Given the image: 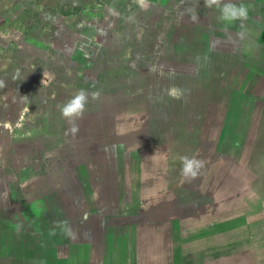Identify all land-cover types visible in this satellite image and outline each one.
<instances>
[{"label":"rangeland","instance_id":"374dc122","mask_svg":"<svg viewBox=\"0 0 264 264\" xmlns=\"http://www.w3.org/2000/svg\"><path fill=\"white\" fill-rule=\"evenodd\" d=\"M233 2L249 8L242 27L246 38L240 51L230 41L235 38L236 23H241L237 21L234 27L229 25L225 31L218 20L219 10L206 8L203 0L180 2L183 9H194L198 16L196 21L186 18L187 26L182 28L186 31L184 36H175L171 32L170 11L165 12L164 22L153 21L134 13L128 0H0V186H5L2 177L10 176L18 181V190L22 192L28 183L43 185L36 188L37 194H49L45 191L47 184L62 185L75 180L72 186L76 187L77 173L73 179L63 173L46 181L45 170L35 175L30 168L20 167L33 166L49 151L56 152L48 155L49 159L73 154L80 162L82 156L90 158L95 153L92 146L87 152L89 145L95 142L108 144L106 138L113 137V132L105 135L103 132L137 133L140 139L136 144L102 146L110 158L114 155L121 161V164L108 165L106 176L113 178L119 188V183L128 179V169L137 170L138 154L145 156V169L149 167L150 155L162 154L161 163L167 157L170 161L165 159L167 164L177 165L178 170L180 156L202 159L205 162L202 170L210 171L206 181L203 178L206 188L200 179L202 170L193 181L180 179V183L168 185L170 192H176L188 203L206 207L207 212L218 206L209 214L204 213V219L209 223L216 214L219 215V223L214 226L219 228V234H209V241L202 249L211 258L201 259L199 264H264V111L255 124L251 112H244V101L239 96L236 98V93L244 92L247 87L252 96L264 92V0ZM113 6L116 10L110 8ZM205 12H208L206 17L201 16ZM142 17L148 24L140 23ZM198 22L206 24L199 25ZM121 25L125 30L118 27ZM162 33L167 36L165 45L177 49L158 48L164 38ZM169 35L174 39L182 36V40L190 44V51L196 45L199 48L185 55L178 44L170 41ZM28 53L32 59L25 65L17 68L10 65V56L16 54L21 58L26 54L29 57ZM236 63L240 65L239 69ZM254 75L257 79L252 81ZM158 76L173 79L167 89H162L164 97L159 98V114H153L150 100L160 93L156 90L160 83ZM155 79L158 81L154 83ZM235 85L238 91L229 93V87ZM81 88L94 98L90 96L83 119L77 121L78 132H72L58 105H63ZM5 93L14 96L6 99ZM56 94L57 107L53 104L52 108L46 104L41 107L44 100H50ZM24 95L29 99L23 106ZM14 99L16 105L9 104ZM245 102L250 101L246 99ZM237 121L242 123L240 129H236ZM147 124L152 131H148ZM145 132L150 138L142 139ZM80 140L85 146L84 151ZM102 159L99 157L97 162L101 164ZM218 162L224 167L223 177L213 175ZM84 167L88 170H80V175L90 172L88 166ZM219 181H223L224 187L218 188ZM153 184L152 180L145 179L139 186L138 179L134 181L133 178L127 186L120 187H129L133 191ZM9 185L14 189L11 181ZM208 188L212 190V197L217 196L218 202L214 204L215 198L209 205L207 202L203 205L201 200L206 194L198 191ZM37 206L33 202L28 208L36 210ZM82 206L83 202L76 210L73 207L72 215ZM0 216H3L1 212ZM194 224V229L199 228L197 221ZM160 230L166 234L163 226ZM3 232L1 238L7 234ZM75 233L83 235L85 232ZM129 238L122 240L124 248L134 250L131 259L138 264L137 255L142 246L136 238ZM151 239L149 236L148 242ZM148 242L145 240L146 245ZM26 251L27 261L33 258L32 253L35 257L47 253L43 247L37 254ZM118 252L110 248L106 256L112 257ZM15 256L19 259L17 254ZM75 260L72 259L71 264ZM101 260L102 256L98 254L91 259V264H100ZM171 260L180 263L181 256L174 253ZM0 264H7L6 259L0 258ZM126 264H129V258ZM184 264L197 263L190 257L184 259Z\"/></svg>","mask_w":264,"mask_h":264},{"label":"crops","instance_id":"0c3cea01","mask_svg":"<svg viewBox=\"0 0 264 264\" xmlns=\"http://www.w3.org/2000/svg\"><path fill=\"white\" fill-rule=\"evenodd\" d=\"M99 1L100 0H96V2ZM184 1L185 0H128L134 13L138 15L143 14L153 21L164 22L167 18L165 12L170 11L171 13L169 14V17L172 24L174 25L173 22H175L176 26L180 27L184 25L187 26L186 18L190 19L192 16V14L189 15V9H183V5H180V2ZM114 7L115 6L110 8L116 10ZM181 13L184 14L182 15ZM250 16L252 15L250 14ZM142 18L143 20H141L140 23H147L145 18ZM198 24L205 25L206 23L198 22ZM178 32L179 34L186 33L184 29H180ZM162 35L164 34L162 33ZM166 39L167 36L161 41L163 42L162 45H164ZM29 55L30 56L27 57L28 55L26 56V54H24V57L20 58L18 55L14 54L10 56L9 63L16 68L22 67L25 65L27 60L32 59L31 53ZM7 84L11 85L9 82ZM30 89L31 86L27 88L28 95ZM5 95L6 99L14 96L10 93H5ZM24 97L25 100L23 106L29 99L26 95H24ZM9 104L16 105V100L14 99V101ZM73 146L75 147V145ZM138 156L140 157V163L139 165L137 164V170L128 169V172L126 173L128 179L127 181L120 182L119 188L116 186L117 184L113 178L106 176L105 166L103 164H99V162L93 165L90 163V172L86 175H80V171H75L81 181L78 178L77 186L72 188L74 210H76L80 203L83 202L82 209L78 213L74 214V220H76L78 225H75V227H78L77 230L75 229V232L85 233L83 235L77 234L78 238L75 240L69 239L65 248H62L60 251L47 247V249H45L47 253H44L43 257L45 256V258L43 260L41 253H39L37 256L40 258L33 257V259L31 258L28 261L27 259H24L20 263L23 264L26 262H32L33 264H71L72 259H77L73 262V264H91L93 261H91V259L100 254L102 256L100 264H126V260L128 258L129 264H134L131 259V255L134 250H130L129 247L124 248L125 244H123L124 241H122L127 236L131 237L129 239L136 238L139 241V246H142L141 252L139 251L137 255V260L140 261L138 264H184V259L190 257L194 259V263L199 264L201 259H207L208 255L205 253V249H202V246L204 243L206 244L209 241L210 233H213V235L216 236L219 234H217L219 228H214L215 224L219 223V215L216 214V216L212 219V222L209 223L208 220H205L202 217L201 220L196 218L198 214L195 212L196 210H201L202 216L204 217V213L209 214L210 211H214L218 208V206L216 205V207L207 212L206 207L204 209V207H199V204H191L185 200H180L179 195L176 192L173 194L169 191L168 185L170 182L177 184L176 182L180 183V179L183 180L180 175L181 167L179 170L177 165L172 164L174 166L171 167L169 165L170 163L167 164V162H170L167 160V157L163 158L164 163L162 164V154H158L157 156L150 155V159L148 161L150 168L148 167V169H145V156H143V154H138ZM102 157L109 161V165L113 163L121 164V161L117 158L115 159L114 155L111 159L108 158V155ZM130 157L131 156L128 158L130 159ZM99 165H102V169L96 170V166ZM140 167L142 169H138ZM141 170L144 171V175L141 174ZM124 171L125 170H122L123 173H125ZM202 171L200 179L202 181V186L206 188L204 181H206V177L208 178L210 171ZM224 171V167L222 165L220 166L218 162L213 175H221V177H223ZM205 173L207 176H205ZM213 175H211V177ZM133 178L134 181L138 179L139 186L145 179L152 180L154 184L142 189L136 188L133 191H131L132 188L129 187L125 189L120 187L122 185L124 187L127 186L126 183L129 184ZM173 179H175V181ZM213 180H215V177ZM217 186L218 188L224 187L223 181H219ZM205 190L200 189L198 191V193L201 191V193L207 195H204L201 200L203 205H205L206 202V204L209 205V203L212 202V199L216 198L217 200V196L212 197V190L209 188L208 190ZM209 195L211 196L209 197ZM215 202L216 201H214V204ZM179 208H184V212L190 214L185 219V225L192 228L191 230L190 228L185 229L182 234L178 231L176 227L177 224L176 226L172 224V218L169 220L163 218V215H165L164 212L168 215H173L174 211H177ZM180 209L178 211H180ZM135 214L138 216L135 221L130 222L129 220L121 218H127L132 215L135 216ZM95 217L100 220L101 224L103 223V225H106L100 237L99 234H97L100 230L94 231L92 229L89 230L88 228L90 224L93 225V221L96 219ZM102 220H104V222ZM194 221L198 222L199 228H193V225L197 224H194ZM162 226L164 227L166 234H162L164 233L160 230ZM161 234L163 236H161ZM149 236L152 239L148 242L147 238ZM187 239L188 241H186ZM145 240L148 242L147 245L145 244ZM91 241H93V244L90 243ZM110 248L119 250V254L112 257L106 256V252ZM201 251L203 252L201 253ZM177 252L181 256L180 263L171 260V255L173 257V254ZM33 256H35L34 253Z\"/></svg>","mask_w":264,"mask_h":264},{"label":"trees","instance_id":"16d2710c","mask_svg":"<svg viewBox=\"0 0 264 264\" xmlns=\"http://www.w3.org/2000/svg\"><path fill=\"white\" fill-rule=\"evenodd\" d=\"M173 25V24H172ZM234 27V25L232 24ZM183 27L186 26H176L173 25L172 33H175L179 35L178 30L182 29ZM239 23H236V32H235V38H233L230 41V44L236 46V48L240 51V45L245 40L246 38V33ZM185 34V33H184ZM183 33H180V35L184 36ZM249 34V33H248ZM182 36H179V38H172L170 35L168 38H171V42L178 44V47L181 51L187 53V52H192L193 49L199 48L198 45L192 47L190 51V44L188 42H185L182 40ZM183 41V42H182ZM178 42V43H177ZM156 44V42H155ZM163 43L160 42L158 45V48L164 46L165 48L168 49H177L175 46L169 47V45H162ZM234 49V50H237ZM239 53V52H238ZM239 59H243L240 57ZM244 60V59H243ZM246 64V62H245ZM235 66V65H234ZM240 65L236 63V67L238 68ZM236 67H233L236 69ZM239 69V68H238ZM232 71V69H231ZM230 72V71H229ZM228 72V75H229ZM233 73V71H232ZM261 77V76H260ZM230 79V78H229ZM254 79H257V75H254L252 77V81ZM264 87V86H263ZM230 92H237L236 90V85L235 86H230ZM58 94L54 98H51L50 100H44V104H41V107H45V104L49 107L52 108L58 104L59 99L57 97ZM236 98L239 96L241 100L244 101V105L246 109H244V112H251V115H253V121L256 124L257 119L259 116H261L262 111H264V92L260 93L259 95L252 96L250 94V89L247 87V89L244 92L241 93H236ZM154 98V97H153ZM152 98V99H153ZM248 99L250 102L247 103L245 100ZM53 104V105H52ZM57 107V106H56ZM239 121H242L241 117L238 118ZM239 121L236 122V129H240L239 126H241L242 123ZM150 124V122H149ZM147 128L149 129V126L147 124ZM235 129V128H234ZM113 132V133H112ZM128 131H125L122 134H116L115 131H105L102 134H109L112 133L113 137H108L106 138L108 144L104 145L103 143H91L92 145L90 146V149L87 151L89 152L91 150V146L96 149L95 153L90 155V158L88 156H82L81 161L79 162V159L76 158V155H68V156H63L59 157L57 156L54 159H49L47 156L51 155L52 153H56L55 151H49L45 154H43L39 159L38 163H34L33 166H35V169L33 168L32 164L29 166H21L20 169H25V168H30V170L33 171V173L36 175L37 172L39 173H44L45 170V178L46 181L47 179L54 177L57 178L60 174L65 173L67 176L71 177L72 179L75 178L76 173L75 171H80V170H88V166L90 168V163L91 165L94 164L95 161H97V158L102 156H107L108 154L104 153L102 150V146L108 147V146H113V145H122L123 147L126 146L127 143L129 144H136V140H139L138 134H129L127 133ZM238 133V132H237ZM236 133V134H237ZM147 136L150 138V135L146 132L145 134L141 135L142 139ZM141 141V140H140ZM82 144V150L84 151L85 146L83 145V141L80 140ZM201 149L199 148V151ZM81 151V152H83ZM44 152V151H43ZM82 155H85L82 153ZM105 159V158H104ZM56 161L55 164L53 162ZM90 161V162H89ZM102 165L96 166V170H101ZM38 176V175H37ZM40 176V175H39ZM36 179V177H33ZM2 180L5 184V186H0V212L2 213L3 216H0V258L6 259L7 264H21L20 262L24 260L26 257L24 255L25 252H28L26 250H32L39 252V250L43 247L46 249L47 247H50L52 249H57V251H60L62 248H65V245H67L68 238H66L61 229L57 228L56 229V234L51 235L50 230L53 227V222L55 221H68L71 225H77L75 216L72 213L74 212L73 210V197H72V183H76L75 180L70 181V183H61L62 185L54 184V185H46L47 189L45 191L49 192L48 193H42L39 192L38 194L35 193L36 188H40L43 186L42 184L40 185H35L32 186L33 183H28L24 185V190L23 192L18 190L19 184L17 180H13V177L10 176H3ZM12 183V186L14 189L10 188L11 185L9 183ZM36 183V182H35ZM52 183V182H49ZM58 185V186H57ZM27 188H26V187ZM60 186V187H59ZM32 194V197L30 196ZM29 196V197H28ZM180 200H183L181 197L179 198ZM36 202L38 204L36 210H29V206L33 203ZM216 202H218L216 200ZM11 204V206H10ZM15 204V205H13ZM18 205V206H17ZM186 206V205H184ZM12 209V210H10ZM180 209V208H179ZM178 209V210H179ZM205 209V208H204ZM203 209V210H204ZM174 211L173 215H168L166 212H164L165 215H163L165 219H171L172 224L176 226L177 224V229L178 231L182 234L185 229H192L190 226L185 225V219L187 216L190 214L184 212V208L180 209V211ZM6 212V213H5ZM177 213V215H176ZM198 216L196 218L202 219L204 218L202 216V211L201 210H196ZM72 215V217H71ZM22 216V217H21ZM94 217V216H93ZM121 217V216H120ZM138 216L135 214V216H129V217H121L125 220L135 221ZM202 217V218H201ZM96 219L93 221V225L90 224L88 226L89 230H100L97 234H99V237L102 235V231L104 230V227L106 225L101 224L100 220L95 217ZM195 218V219H196ZM122 219V220H123ZM174 219V220H173ZM175 221V223H173ZM177 222V223H176ZM16 224H21L23 227L19 233L16 232L15 230V225ZM100 225V227H98ZM78 226V225H77ZM78 227H73L74 231L75 229L77 230ZM95 228V229H94ZM188 230V231H190ZM5 231L7 234L1 238V232ZM3 232V233H5ZM12 250V251H11ZM15 254L19 256V259H16ZM33 254V253H32ZM2 255V256H1ZM35 255V254H34ZM43 253H41V256L43 257ZM30 257V256H29ZM35 257V256H33ZM39 257V256H37ZM40 258V257H39ZM45 258V256L42 258V260ZM208 258H211L210 256ZM207 258V259H208ZM33 259V258H32Z\"/></svg>","mask_w":264,"mask_h":264},{"label":"clouds","instance_id":"9594fccd","mask_svg":"<svg viewBox=\"0 0 264 264\" xmlns=\"http://www.w3.org/2000/svg\"><path fill=\"white\" fill-rule=\"evenodd\" d=\"M203 4L206 8L212 9L216 8L219 10L218 20L224 25L225 31L229 25L234 24L239 21L241 27H243V22L247 20L249 14V8L243 4L234 3L233 0H203ZM191 19L196 21L198 16L195 10L192 9ZM2 86V82H0ZM90 96L94 98V95L89 93L86 89L81 88L74 95L67 100L63 105H58L61 116L69 123L72 132H78L77 121L83 119L85 112L87 111V105L89 103ZM181 163L180 175L185 181L195 180L201 170L205 168V162L202 159H198L195 156H180ZM21 224L15 225V230L19 233L22 229ZM60 228L63 235L66 238L75 240L77 235L68 221H55L53 222V227L50 230L51 235L56 234V229Z\"/></svg>","mask_w":264,"mask_h":264},{"label":"flooded vegetation","instance_id":"af4514ba","mask_svg":"<svg viewBox=\"0 0 264 264\" xmlns=\"http://www.w3.org/2000/svg\"><path fill=\"white\" fill-rule=\"evenodd\" d=\"M208 13V12H207ZM207 13L205 12L204 13V15H202L201 14V16H203V17H206V15H207ZM119 28L121 27V29H123V26L121 25V26H118ZM123 30H125V29H123ZM161 36V35H160ZM161 37H166V35H164V36H161ZM183 42V41H182ZM186 42V41H185ZM143 43V45H144V43L145 42H142ZM147 44H148V42H147ZM185 55H186V53H185ZM158 78H159V80L160 81H158V80H153L154 81V83L156 82V81H158V82H160V83H158L157 84V89L156 90H159L160 91V93H159V95L158 96H156V97H154L152 100H150V106L152 107V112H153V114L154 113H157V114H159L158 113V109H157V107L158 106H160L159 104L161 103V100L159 99V98H161V99H163V92H162V89L163 90H165V88L167 89V87L170 85V80L171 79H173V78H169V79H162V78H160L159 76H158ZM156 105V106H155ZM244 105V104H243ZM154 108H156L155 110H154ZM154 110V111H153ZM186 110V109H185ZM262 117H264V116H262ZM261 116H259V118L258 119H261L262 118ZM149 130H151L152 131V129H148V131ZM120 147L122 146V145H119ZM123 147V146H122ZM102 158H104V157H102ZM109 159H111L110 157H108ZM104 161V162H103ZM97 163V161H95L94 162V164H96ZM100 164V163H99ZM101 164H103L104 166H105V170L107 169L106 167H108V165H109V161H107V159L105 158V159H102V163Z\"/></svg>","mask_w":264,"mask_h":264}]
</instances>
